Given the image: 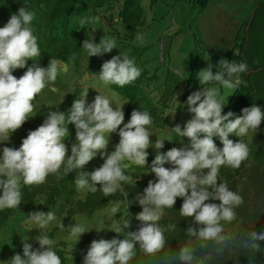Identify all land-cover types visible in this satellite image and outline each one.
Masks as SVG:
<instances>
[{"label": "clouds", "instance_id": "clouds-1", "mask_svg": "<svg viewBox=\"0 0 264 264\" xmlns=\"http://www.w3.org/2000/svg\"><path fill=\"white\" fill-rule=\"evenodd\" d=\"M33 19L34 13L21 7L0 27V143L9 142L10 135L32 117L33 101L46 85L55 83L60 74L61 62L56 59H51L47 67L33 63L19 78L12 74L16 69H24L27 61L41 55L31 27ZM94 19L99 20V17ZM79 23L83 28L88 19L83 18ZM135 38L143 42L142 35ZM82 48L88 57L101 56L116 49L117 44L115 39L107 38H102L97 44L90 36ZM233 55H239V51H234ZM218 64L220 69L215 72L211 64L199 70L197 79L202 88L193 91L186 99L187 111L192 117L183 130L178 124L172 128L178 137H187L189 143L184 146L181 143L183 147H172L166 152L159 151L164 147V140H157L154 144L150 141L152 133L149 129L153 119L149 112L133 110L128 122L124 123L123 105L113 108L110 99L100 94L92 103H87V89L81 98L73 101L67 116L64 112L49 111L43 123L28 132L19 148H2L0 211L19 207L23 201L21 185L40 186L49 175L62 179L74 171L77 172L74 184L79 191L88 190L93 194L99 191L104 197L119 191L127 197L123 186H135L136 180L126 173V169L129 164L145 168L146 150L152 147L157 150L150 168L155 181L149 180L143 195L135 197L142 208L135 216L141 226L136 231L125 232L130 228V219L114 222L110 231L124 238L91 241L83 264H130L137 255V248L150 258L149 264H208L214 258L222 257L225 250L236 245L237 241L242 249L251 253V264L252 256L264 251L257 243L264 241V232H244L239 237L225 232L222 222L230 224L235 221V209L244 201L218 177L222 166L238 170L249 157L248 145L242 140L234 143L229 135L240 138L247 136L250 130L255 133L264 120V112L253 105L243 108L239 116L231 111L222 115L225 104L219 96V89L204 85L218 84L223 89L236 90L245 83L240 74L248 71V65L227 59H221ZM141 74L135 58L120 53L101 65L99 80L104 85L124 88L134 84ZM69 124L75 128V142L71 144L70 155L65 143L70 135ZM112 133L118 134L119 142L109 153L107 149ZM213 137L219 138L222 148H217ZM98 154L103 164L91 172L81 171ZM165 164L171 167H165ZM62 167L64 172L60 175ZM96 185L100 188L97 189ZM178 197L183 199L181 207L175 206ZM172 208H177L182 218H193L198 226L186 229L185 233L192 239L177 253H172L169 248L165 251L168 243L165 233L174 231L176 227L164 224L165 220L168 222L166 215L172 220L177 218L176 212H168ZM112 211L118 210L113 208ZM28 218L40 229V234L34 238L39 247L33 249L26 236L22 239L23 254H14L5 264H62L55 250V241L43 231L57 220L56 214L53 211H33ZM162 218L161 227L159 221ZM58 226L64 228L61 221ZM87 232L83 225L70 227L76 242L81 234ZM198 250L199 256L196 254Z\"/></svg>", "mask_w": 264, "mask_h": 264}, {"label": "trees", "instance_id": "trees-1", "mask_svg": "<svg viewBox=\"0 0 264 264\" xmlns=\"http://www.w3.org/2000/svg\"><path fill=\"white\" fill-rule=\"evenodd\" d=\"M155 0H150V4ZM182 1V0H181ZM192 8L201 11L212 0H190ZM117 0H0V27H3L12 14H17L19 8L25 7L34 13V19L31 23L33 34L37 37V43L41 55L34 58L33 61H27L26 65L41 62L49 63L51 59L59 62H73L78 64L85 58L90 67H94L99 75L101 65L115 56L113 53H105L99 56H87L86 50L82 48L83 42L89 39L91 27L89 22L81 28L79 21L86 18L87 11H92V18L99 17L105 20L106 26L112 22L119 27L128 28L131 33L114 28L118 38L128 40L134 38L135 32L144 25V8L142 0H124L120 4ZM117 7V11H116ZM106 13V11H109ZM248 14L242 17L237 24L233 45L227 55V60L236 62H245L248 65V71L240 74V78L245 82L238 89L233 90L231 97L225 104L222 115L231 111L235 116L242 114L241 110L253 105L259 106L264 112V0H250ZM198 43L202 38L198 35ZM131 46L129 52L125 55L135 58V64L142 70L141 76L134 84L120 88L116 85H109L111 90L119 93L124 99H127L124 112V123L130 119L133 110L147 111L150 113L153 124L150 126V141L154 144L157 140L155 134L167 135L164 147L161 152H166L172 147L179 148L180 144L189 143L187 137H178L172 131L175 115L180 112L181 102H174L173 97L164 95L166 82L159 83V77H147V69L140 63V56L143 48ZM238 50L239 55H233ZM73 56L75 57L73 59ZM186 70L189 72L187 77L178 80V85L182 87L178 93L179 99L187 98L195 89H199L193 83L197 79V73L202 69L203 58L197 51H191L185 60ZM146 77H142L144 75ZM155 78V84L148 80ZM176 80L173 81V84ZM173 89L171 93H174ZM173 98V99H172ZM34 103V101H33ZM35 104V103H34ZM174 113V114H173ZM234 118V117H233ZM231 119V118H230ZM170 123V124H169ZM185 124V123H184ZM23 128H34L30 125L29 119L22 125ZM181 127V126H180ZM183 127L181 129L183 130ZM29 131L16 130L10 135L9 142L0 143V154L3 146H14L15 138L18 136L19 143L26 138ZM229 139L234 143L242 140L250 149L249 157L241 164L238 170L222 166L219 172V181L227 182L230 190L237 192L243 197V204L235 209L237 219L232 223H224L226 233H231L237 237L242 236L244 232L256 231L264 232V120L258 126L254 133L251 130L247 136L237 137L230 134ZM217 148H222L218 137H213ZM115 145L119 142V136L114 133L111 139ZM148 152L147 164L141 168L132 164L126 169V173L136 180L135 186L124 185L123 190L128 193L125 197L121 192L115 195L104 197L97 191L95 194L88 190L79 191L76 189L74 180L77 173L70 172L62 179L56 175H49L46 182L40 186L26 187L21 185L23 192V201L17 209H5L0 211V228L12 214L20 210L27 216L33 211H56L60 214L59 222L66 228L70 223L85 219L83 226L89 232L81 234L77 247L68 248L66 242L55 243V250L61 257L62 264H83V257L90 246L91 241L98 239H123V235H118L110 231L114 222H122L130 219V228L125 232L136 231L141 226V222L135 219V216L142 211L141 206L135 197L143 195V190L147 187L149 180L155 181L154 173H151V162L155 157L156 149L150 147ZM71 152L69 150L68 155ZM103 159L99 154L90 161L83 171L91 172L103 164ZM125 163H127L125 161ZM165 167L171 165L165 164ZM205 173L207 170H204ZM63 167L60 175H63ZM218 181V183H219ZM97 189L100 185H96ZM211 191V189H209ZM219 203V201H206ZM183 203L182 198H176L175 206ZM263 207V211L260 208ZM113 208L118 211L113 213ZM166 211V210H165ZM177 213V218L172 220L166 215L165 226L175 225V230L166 232L165 236L168 243L165 251L177 253L181 246L188 244L192 239L185 233L189 226L198 227L194 224L193 218H182L177 208L169 209ZM108 218V220H107ZM102 220H105L102 222ZM162 218L159 221L163 225ZM110 225V226H107ZM107 226V227H106ZM61 228V227H60ZM100 229L102 231H100ZM99 231V232H98ZM52 237L51 234H48ZM34 241V239L32 240ZM193 243H195L193 241ZM262 250H264V241H258ZM138 247V245H137ZM20 254L16 249H9L4 256L0 254V260L8 261L12 255ZM199 256V250L197 251ZM159 255H163L160 253ZM251 253L239 246V241L230 249H226L222 257H216L208 264H250L249 257ZM150 258L137 248V255L130 264H149ZM195 264V262H194ZM251 264H264V251L255 253L251 258Z\"/></svg>", "mask_w": 264, "mask_h": 264}, {"label": "rangeland", "instance_id": "rangeland-1", "mask_svg": "<svg viewBox=\"0 0 264 264\" xmlns=\"http://www.w3.org/2000/svg\"><path fill=\"white\" fill-rule=\"evenodd\" d=\"M117 1L116 5L124 0ZM249 3L250 0H212L201 11H197V9L192 8L190 0H155L152 4H150V0H142L145 23L139 31L135 32L134 38H128L125 41L118 38L114 28L131 33L128 28L119 27L114 22L108 27L105 20L92 18L91 10L87 11L86 18L91 27L89 35L93 38L94 43L98 44L102 38L115 39L117 48L111 51L114 55L127 54L131 48L129 43L132 46L143 48L140 63L147 69V77H159V83L166 82L167 77H169L167 86L164 88V95L173 97L174 99H172L176 104L177 100L182 104L180 112L175 115L172 126L175 127L178 124L182 127L192 117V114L187 111V98L180 100L178 95L182 90V87L178 85V80L187 77L189 74L186 70V58L191 51H197L203 58L202 69L211 64L213 72L218 71L220 69L218 62L221 59H227L229 50L233 45L237 24L240 23L244 15L248 14ZM108 10L106 13L111 11V9ZM137 35L143 36V42L136 40ZM198 35L202 38L201 43L197 41ZM37 63L41 67L48 66V63ZM30 65H26L24 69L14 70L12 74L19 78ZM65 65L66 71L64 70ZM142 77H146L145 74ZM174 80L176 82L173 84ZM148 81L155 84V78ZM193 84L199 88H196L195 91L201 90L202 86L198 79ZM204 87H217L224 104L227 103L233 92V90L223 89L218 84H208ZM53 88L56 91H53ZM109 88V85H104L99 80L96 69L90 67L85 58L78 64L61 62L60 74L55 83L46 85L42 93L34 100L35 109L32 117L29 118V123L34 128L26 129L21 126L18 130H35L43 123L49 111L64 112L67 116L73 101L81 98L86 89L87 103H92L95 96L100 94L110 99L113 108L123 105L122 111L124 113L127 99ZM173 89H175L174 93H171ZM122 126L123 124L120 127ZM68 130L70 135L66 138L65 143L70 150L71 144L75 142V128L69 124ZM113 134H110L107 151L114 146L111 141ZM155 136L156 139L164 138V142L167 139V135L163 136L160 133H156ZM18 138L20 137L15 138L12 148H19L21 143H19ZM260 211H263V207L260 208ZM53 212L56 214L57 220L51 222L43 231L51 234L52 237L50 236V238L55 243L64 241L68 244V248L77 247L80 237L76 242V238L70 233V227L83 225L85 219L73 220L66 228H60L58 226L60 214L56 211ZM104 221L102 220V222ZM39 231L40 229L36 228L26 214L20 210L15 211L0 228V254L4 256L9 252V249H16L22 255V239L26 236L29 238L28 242L32 244L33 249L38 248L39 245L34 238L40 234ZM33 239L34 241H32ZM10 254L14 255V253ZM0 264H4V260H0Z\"/></svg>", "mask_w": 264, "mask_h": 264}]
</instances>
